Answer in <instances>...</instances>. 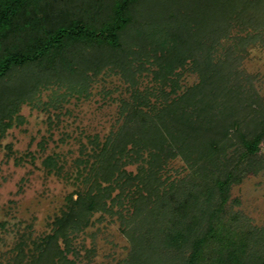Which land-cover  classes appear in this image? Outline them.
Masks as SVG:
<instances>
[{
    "label": "trees",
    "instance_id": "trees-1",
    "mask_svg": "<svg viewBox=\"0 0 264 264\" xmlns=\"http://www.w3.org/2000/svg\"><path fill=\"white\" fill-rule=\"evenodd\" d=\"M256 42L264 46V0H0V139L23 122L24 103L60 109L111 71L130 82L129 96L103 85L123 123L81 149L78 187L51 230L18 232L7 264H73L79 232L122 196L133 207L125 264H264V225L226 206L233 184L264 167V96L243 65ZM143 70L155 82L140 89ZM185 71L198 80L179 92ZM179 156L187 178H163ZM44 161L61 170L56 157Z\"/></svg>",
    "mask_w": 264,
    "mask_h": 264
},
{
    "label": "rangeland",
    "instance_id": "rangeland-1",
    "mask_svg": "<svg viewBox=\"0 0 264 264\" xmlns=\"http://www.w3.org/2000/svg\"><path fill=\"white\" fill-rule=\"evenodd\" d=\"M249 48L250 53L243 65L247 72L258 74L254 80L255 88L264 96V46L256 42ZM99 77L101 79L94 82L89 97H71L60 109H43L39 101V106L24 103L20 110L23 122L14 121L0 139V264H7L18 232L28 228V225H31L34 236L51 230L52 220L61 211L66 195L78 187L75 175L80 166L76 165V159L81 149L86 147L85 150H88L94 136L98 135L102 141L123 123L119 102L109 96L103 97L102 88L104 84L110 88L121 85L122 94L129 96L126 90L129 80L124 79L121 71L102 73ZM138 80L140 89L155 82L152 73L146 70L142 71ZM197 80L196 72L185 71L180 79L179 92ZM53 87L41 90L43 101L48 99ZM119 93L120 90L114 91L112 95L116 97ZM59 111L61 115L57 118ZM10 143L12 150L7 147ZM49 155L56 157L62 165L60 171L46 167L44 160ZM145 156L148 157L146 153ZM139 163H130L126 168L137 173ZM145 165L148 169L151 167L147 160ZM167 168L163 170L165 179L187 175L181 156L169 160ZM118 193L119 188L113 196ZM121 199H116L114 203L107 199L113 205V212H95L92 224L79 232L74 244L80 254L68 253L69 258L75 259L73 264H125L132 250V241L125 231L124 222L130 219L133 207L124 196ZM226 206L230 211L228 215L239 213L246 216L245 222L264 225V167L256 174L244 175L240 182L233 184ZM168 217L165 213L161 215V225L167 223L165 218ZM175 217L184 216L174 215L171 218ZM141 225L142 232L150 226L147 220ZM91 246H95V252L87 256V248Z\"/></svg>",
    "mask_w": 264,
    "mask_h": 264
}]
</instances>
